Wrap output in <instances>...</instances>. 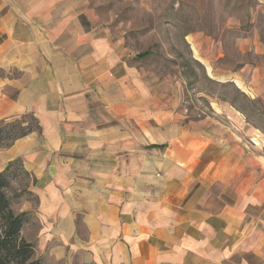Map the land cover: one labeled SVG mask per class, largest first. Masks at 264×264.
<instances>
[{"label": "crops", "instance_id": "obj_1", "mask_svg": "<svg viewBox=\"0 0 264 264\" xmlns=\"http://www.w3.org/2000/svg\"><path fill=\"white\" fill-rule=\"evenodd\" d=\"M248 14L230 41L184 40L209 78L264 100V0ZM96 30L89 0H0V120L40 126L0 148V172L18 159L29 179L12 208L34 257L264 264V158L234 107L190 115L174 75Z\"/></svg>", "mask_w": 264, "mask_h": 264}, {"label": "rangeland", "instance_id": "obj_2", "mask_svg": "<svg viewBox=\"0 0 264 264\" xmlns=\"http://www.w3.org/2000/svg\"><path fill=\"white\" fill-rule=\"evenodd\" d=\"M255 1L89 0V6L94 7L96 31L106 29L112 37L124 39L145 68L176 77L190 115H211L217 103L234 107V120L238 117L243 122L234 124V130L246 137L249 149L264 158V100L250 98L245 88L231 82L209 78L184 40L186 33L203 32L230 41L234 32L227 29V22L234 18L245 23ZM28 182L17 170L8 193L26 196Z\"/></svg>", "mask_w": 264, "mask_h": 264}, {"label": "trees", "instance_id": "obj_3", "mask_svg": "<svg viewBox=\"0 0 264 264\" xmlns=\"http://www.w3.org/2000/svg\"><path fill=\"white\" fill-rule=\"evenodd\" d=\"M39 130L38 120L32 113L2 119L0 120V148L31 131ZM17 170L26 175L18 159L8 163L0 172V264H42L40 259L34 257L33 244L21 235L26 213L16 212L12 208V204L21 195L8 193L9 185L14 180Z\"/></svg>", "mask_w": 264, "mask_h": 264}]
</instances>
